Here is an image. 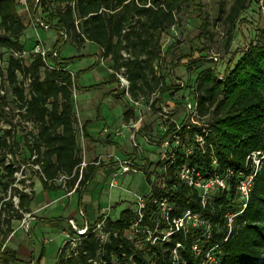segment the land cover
<instances>
[{"label": "trees", "instance_id": "trees-1", "mask_svg": "<svg viewBox=\"0 0 264 264\" xmlns=\"http://www.w3.org/2000/svg\"><path fill=\"white\" fill-rule=\"evenodd\" d=\"M253 1L233 0L228 10L222 11L227 47ZM186 2L201 23L200 36L206 37L209 20L198 0H39L37 5L35 0H27L28 10L21 9L17 0H0V62L7 55L6 66L0 65V88L9 84L22 120L34 125L33 131L27 133L32 136V144L28 136L24 143L36 157L33 164L41 170L45 191L61 190V186L54 184L61 176L75 173L73 185L78 178L82 155L73 100L77 75L71 76L67 70L70 61L66 59H61L58 69L49 70L40 56L30 54L29 62L21 57L24 51H30L21 38L31 26V18L41 15L57 31H66L77 49L86 42L99 46L103 57L110 60L111 71L124 69L131 100L159 93L154 106L162 102L167 92L179 89L166 84L164 76L157 72V64L164 59L163 35L174 25L175 14ZM124 51L129 52L128 57ZM211 60L200 57L191 63ZM116 79L112 73L111 80ZM194 93L200 118L211 117L206 123L208 133L197 125L184 127L174 162L161 176L162 183L147 175L151 195L147 197L140 226L155 229L160 215L155 201L161 200L171 206L169 221L190 211L198 215L201 223H191L168 240L153 244L146 234L133 231L137 212L126 208L116 219L105 220L100 231L109 234L106 242L92 233L97 223L90 225L88 233L80 236L74 247L67 243L59 249L55 264H264V158L248 200L237 191L238 183L253 174L248 157L264 152V29L259 31V41L241 53L232 66L228 64L222 74L215 66L202 70L196 78ZM5 105L0 100L2 116ZM87 127L85 122L82 131L89 138ZM173 129L171 125L169 132ZM196 134L203 135V148L194 143ZM1 147L7 148V142L2 141ZM187 148H192L189 155L184 152ZM185 163L205 178H224L228 170L232 174L226 178V187L217 189L203 206L200 192L186 186L175 174L176 167ZM1 164L10 178L19 171V167H14L15 160L9 165L1 160ZM98 169L91 165L84 171L79 192L93 180ZM11 184L0 181L5 193ZM14 195H19L18 208L9 201L5 203L9 204V214L0 212V248L13 231L11 220L22 219L24 213H29L33 201V194L19 189H14ZM160 228H169L168 221ZM17 262L15 251L6 249L0 253V264Z\"/></svg>", "mask_w": 264, "mask_h": 264}, {"label": "rangeland", "instance_id": "rangeland-1", "mask_svg": "<svg viewBox=\"0 0 264 264\" xmlns=\"http://www.w3.org/2000/svg\"><path fill=\"white\" fill-rule=\"evenodd\" d=\"M232 1L198 0L202 11L209 20V33L206 37L200 36L201 23L187 2L175 14L174 25L164 33L161 41L164 59L157 64V72L164 76L166 84L179 87V89L167 92L163 96L162 102L151 106L150 110L146 108L151 102V96H145L146 100L142 104L144 112L141 120L136 115L129 97L125 96L119 89L117 79L115 82L111 80L110 60L103 57L101 62L100 58H97L96 54L99 53V50L94 47L95 45L77 49L76 46L71 44V41H69L70 43H61V36L55 28L49 31L39 29V38H37L31 26L26 28L21 38V42L26 49L31 50L37 40L45 43L47 47H56L61 58L70 61L68 70L77 75V88L73 91V100L75 112L77 114L76 105L79 104L78 109L82 118L81 120L77 116V143L81 150L82 160L92 162L98 160L101 156H107L114 152H119V157L122 158L123 155H127L128 151H133L138 157V163L140 164L138 171L116 177L118 186L115 188H110L109 182L114 177L117 168L116 161L114 158L101 161L98 166L100 169L107 166L105 163L109 161V166L113 170L103 176L96 174L90 182L88 190L83 189L84 197L83 200L81 199L83 202L81 211L84 213L85 220L89 225L100 222L99 219L103 215L116 219L119 213L126 208L137 212V197L147 198L151 195L147 175H150L152 181L157 180L162 183L161 176L164 171L161 167L162 163L159 162L160 149L159 146L153 144L162 138L161 125H170L160 115L162 108L171 109L179 102L186 99L191 100L195 94L196 78L202 70L215 66L217 71L222 74L228 64L232 66L241 53L246 52L251 44L259 41V31L264 29V2L254 0L246 13L242 15V19L238 22L234 31L233 40L230 46L227 47V27L222 20L224 15L222 11H227ZM39 17L42 18L41 15ZM128 53L124 51V56L128 57ZM28 56L25 57L27 62H29ZM200 57H208V59H212V62L191 63L192 60ZM214 58H217V61ZM6 64L7 55L0 62L3 68ZM2 89L5 95L1 101H5L6 105L3 108V116L0 115V181L3 183L8 181L12 183V186L5 193L0 185V199H4L1 210L7 216L10 210L9 204L5 205V203L16 201L17 195H14V189L25 190L28 194L34 193L33 206L44 202L45 190L41 180H39L41 170L33 164L36 157L27 147L26 142L24 143L26 136H28L27 133L33 131L34 125L22 120L18 103L9 84L5 83V87ZM170 117L180 122L183 119V114L177 112L170 115ZM83 120H89L87 132L90 136L99 139L100 133L104 135L103 138L100 137V140H98L100 144L99 154L96 153V146L93 145L90 138L83 135ZM209 120H211L210 116H203L198 119V122L206 125ZM130 123L136 124V142L139 145V150H142L141 153L139 150L133 149L130 132L123 128L124 125ZM105 126L110 132L103 134ZM115 129H120V135L114 132ZM27 138L32 144V136ZM114 139L115 142H112ZM2 141L7 142V148L1 147ZM110 146H115L113 147V153ZM1 160H4L5 163L16 161L14 167H19V171L14 174L13 178L9 177L7 170L1 164ZM143 163H145V166H141ZM149 171L151 172L149 173ZM54 184L61 186L64 194L71 192L74 187L72 179H66L62 176ZM77 192H79L78 189ZM78 199V195L73 196L72 204H77ZM99 206L101 210L98 209ZM51 211V209H48L40 213L39 216L44 217ZM100 211H103V214H100ZM36 215L37 213L32 214L35 221L39 220ZM76 218L78 222L81 221V224H84V219L79 214ZM21 221L22 219L17 218L11 220L13 231L21 225ZM156 221L160 233L166 234L170 231L169 228H160V225L165 222L162 212L156 218ZM192 222L190 221L188 225ZM197 222L201 223L200 219ZM52 224H55L54 228H65L67 233L72 234L68 220H47L39 222L36 229H33L32 226L31 237H28V234L23 231L17 235V238L24 239V242L31 248L37 249L36 257H40V264H55L61 243L65 239L64 233L62 234L64 231L54 230ZM95 234L98 235L99 232L97 231ZM12 239L10 235L7 237L5 243H3L6 244L4 251L8 249L7 245ZM34 264H37V262H34Z\"/></svg>", "mask_w": 264, "mask_h": 264}, {"label": "built area", "instance_id": "built-area-1", "mask_svg": "<svg viewBox=\"0 0 264 264\" xmlns=\"http://www.w3.org/2000/svg\"><path fill=\"white\" fill-rule=\"evenodd\" d=\"M21 9L28 10L27 6V0H17ZM39 0H35V4L37 5ZM264 2V0H262ZM34 26L35 28L43 29L44 31H49L52 28H54L52 25L47 24L44 22L41 18H31V26ZM61 36V43L69 42V36L66 31L61 30L58 31ZM30 54L40 56L45 67L49 70L58 69V67L61 64V57L59 55V51L57 48H46L44 44L41 41H37L32 49L30 51H24L21 55V57H26ZM215 61H217V58H214ZM102 62V60H101ZM117 78L118 87L122 91V93L125 96L129 97V100L131 101L132 105L135 108L136 115L139 116V119L141 120L143 117V106L142 104L146 100V97L141 96L137 100H131L130 98V82L128 78L124 75V69H122L120 72H113ZM71 76L74 77L75 75L70 72ZM5 93L3 89L0 88V100L4 97ZM159 98V93H154L151 95L150 104L146 108L147 110H150L153 102ZM177 112H181L183 114V119L180 122H177L173 120L170 115H173ZM0 115H1V109H0ZM161 116L165 118V120L168 121L170 125H161V131H162V138L157 142L153 143L154 145L159 146L160 149V160L159 162L164 163L163 171L166 172L167 169L173 164L175 159V150L180 146V136L179 134L182 132L183 128H189L190 125H197L200 128H203V132L205 134L208 133L207 125H204L202 123L198 122L199 116V110H198V102L194 100L193 98L191 100H184L180 102L178 105L172 107L171 109H165L162 108ZM1 117V116H0ZM171 122V123H170ZM29 123V122H27ZM1 125V121H0ZM171 125H174L175 129L173 131L169 132L171 130ZM123 128L127 129L128 132H130V138L133 141V149L139 150V145L136 142V124L130 123L128 125H124ZM110 132L109 129L104 128L103 134H106ZM114 132L117 135H120V129H115ZM160 142V143H159ZM194 143L198 145L199 147L203 148L205 144V140L203 135L196 134L194 138ZM139 152L141 153L142 150L140 149ZM185 155H189L192 153V148H187L185 151ZM114 158V160L117 163V168L114 173V177L109 182L110 188H115L118 186L116 177L126 175L128 173H136L138 169L140 168V164L138 163V157L136 156L133 151H131L125 158L120 159L115 155H107V156H101L98 160L87 162L85 159L82 160L81 164L78 167V178L77 181L74 184V187L72 189V192H75L79 188V182L82 179V175L84 171L91 165L99 166L101 164L102 160H111ZM264 158V152H255L252 153L248 160L251 161L253 164V174L245 176L237 185V191L241 194L242 198L247 201L249 192L251 190L253 179L256 176L259 167L261 165V159ZM216 164V161L213 162ZM6 165H9L10 162L5 163ZM38 166V165H37ZM141 166H145V163L141 164ZM39 168V166H38ZM40 170V168H39ZM151 171H149L150 173ZM17 173V172H15ZM14 173V174H15ZM75 173H73L72 176L66 177L62 176L66 179H72ZM175 174L179 178L181 182H183L186 186L190 188L197 189L200 192L201 197V203L204 206L208 199L211 197V195L219 188H225L226 187V178L232 174V170H228L223 177L215 176L210 178H205L202 176L200 172H198L195 168L188 166L186 163L176 167ZM14 176V175H13ZM12 186V184H11ZM9 187V189L11 188ZM20 190V189H19ZM23 192H26L25 190H21ZM3 198L0 199V212L1 210V204L3 202ZM146 200L147 198L138 196L136 199L138 210H137V219L135 223L133 224V231L135 233H143L146 234L147 240L151 241L153 244L159 242L160 240H168L172 234L176 233L180 228H185L188 223L191 221L195 222L192 224L196 225L198 224L197 220H199L198 215H193L190 211L185 212L182 218L180 219H172L169 221V213L171 211V206L166 202V200H161L160 202H156V207L158 208L159 212L163 214V217L166 221H168L169 224V232L166 234L160 233L158 231L159 226L156 225L155 229L152 231L148 227L141 228L140 223L143 220L144 214L143 211L146 207ZM19 204V195H17L16 201L13 203L15 208H18ZM246 205H244L245 207ZM79 215L84 219L83 227H79L76 222L73 219H68V224L71 227L72 234H68L64 240V243L62 246L66 245L67 243L71 246H75L80 236H84L89 231V224L85 220V215L82 211H79ZM108 218L107 215L102 216V220L97 223L96 228L93 229L92 233H95L99 231V234L97 235L98 239H100L102 242H106L109 238V234L103 233L100 230L102 229L105 220ZM232 217H229V220L231 222ZM35 218L32 216L31 213H24L23 218L21 221L20 227L23 228L26 232L29 231V224L31 221H34ZM13 236V232L10 234V237ZM6 248V244H3L1 247V253L4 252V249Z\"/></svg>", "mask_w": 264, "mask_h": 264}, {"label": "crops", "instance_id": "crops-1", "mask_svg": "<svg viewBox=\"0 0 264 264\" xmlns=\"http://www.w3.org/2000/svg\"><path fill=\"white\" fill-rule=\"evenodd\" d=\"M32 27V29H33V31H34V33L36 34V36H37V38H39V29L40 28H35L33 25L31 26ZM38 41V40H37ZM36 41V42H37ZM56 41H57V39H56ZM35 42V43H36ZM43 43V42H42ZM70 43V42H69ZM44 44V46L46 47V48H50V47H47V45L45 44V43H43ZM72 44V43H71ZM72 45H74V44H72ZM90 46V45H95L94 47L95 48H97L98 50H99V53L98 54H96L97 55V58H100V61L102 60V58H103V51H102V49L99 47V46H97L96 44H93V43H89V42H86L83 46H82V48H84V47H86V46ZM75 46V45H74ZM59 55H60V52H59ZM61 57V56H60ZM63 59V58H62ZM67 70H68V68H67ZM69 71V70H68ZM70 72V71H69ZM115 89V88H114ZM114 91V90H113ZM79 105V104H78ZM78 105H76V108H77V116L79 117V119L81 118V113H79L80 111H79V109H78ZM74 108H75V105H74ZM95 117H97V116H95ZM94 117V118H95ZM97 119V118H96ZM81 120H82V118H81ZM84 121V123L85 122H88L89 123V120H83ZM105 128H107L106 126H105ZM87 129H88V127H87ZM102 136H104V135H102L101 133H100V137L101 138H103ZM100 137H99V139H96L95 137H92V136H90L89 135V138H90V140L92 141V143H93V145L94 146H96V149H95V151H96V153L97 154H99L100 153V151H99V146H100V144H99V141L98 140H100ZM146 139V138H145ZM112 142H115V139L114 140H112ZM110 147H112L111 149V152L113 153V147H115V146H110ZM91 152V151H90ZM89 152V153H90ZM130 152L128 151V153H127V155L129 154ZM112 155H115V156H117L118 158H120L119 157V152H114ZM127 155H123V157L122 158H120V159H123V158H125ZM107 164V166H104V167H102L101 169L99 168L98 170H97V172H96V174H101L102 176L104 175V174H109V173H111L112 172V170H113V168H110L111 166H109V164H110V162L109 161H107L106 163H105V165ZM95 174V175H96ZM95 177V176H94ZM40 180V179H39ZM89 184H90V182H89ZM89 184L86 186V188L84 187L83 189H85L86 191L88 190V187H89ZM83 189H82V191L81 192H77V191H75V192H69V193H67V194H64L63 193V191H62V189L61 190H54V191H45L44 193H45V200H44V202L42 203V204H38V205H34L33 206V202L30 204V212L29 213H31V214H34V213H37V215L36 216H38V218H39V220H34V221H32V222H30V224H29V231L28 232H26L23 228H21L20 226L18 227V228H16V229H14V231H12L13 232V236H12V240L9 242V244L7 245V248L9 249V250H12V251H15L16 252V255H17V259H18V261L19 262H17L16 264H34V262H37V264H40L41 263V259H40V257H36V252H37V249L36 248H34V247H30L27 243H25L24 242V239H22L21 237H18L17 238V235L20 233V232H25L26 234H28V237H31L30 236V231H31V229H32V226H33V229H36L37 228V226H38V223L39 222H44V221H49V220H68V219H73L75 222H76V224L79 226V227H83V224H81V221L80 222H78V220H77V215L79 214V211H81V207H82V205H83V202L81 201V199L83 200V197H84V191H83ZM33 194V200H34V193H32ZM75 195H78L79 196V199H78V201H77V204H75V205H73L72 204V198H73V196H75ZM66 201V202H65ZM56 206V207H55ZM48 209H51L52 211L48 214V215H46V216H44V217H40L39 216V214L40 213H42V212H45L46 210H48ZM98 209H100V206L98 207ZM101 210V209H100ZM100 214H103V211H100ZM54 225L55 224H52V226H53V229L55 230H62V231H64V232H62V234L64 233V237L66 238V236L69 234V233H67V230H65V228H61V229H57V227L56 228H54ZM69 228V227H68ZM70 230H71V227H70ZM65 240V239H64ZM64 240L62 241V243H61V247H62V245H63V243H64ZM60 247V248H61ZM35 260H37V261H35Z\"/></svg>", "mask_w": 264, "mask_h": 264}]
</instances>
